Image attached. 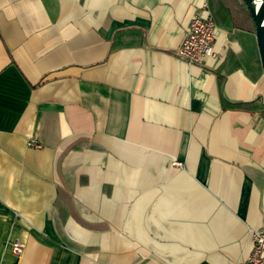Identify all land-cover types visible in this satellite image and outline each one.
<instances>
[{"label":"crops","instance_id":"crops-1","mask_svg":"<svg viewBox=\"0 0 264 264\" xmlns=\"http://www.w3.org/2000/svg\"><path fill=\"white\" fill-rule=\"evenodd\" d=\"M204 1L216 56L189 63ZM262 226L244 0H0V264H245Z\"/></svg>","mask_w":264,"mask_h":264},{"label":"built area","instance_id":"built-area-1","mask_svg":"<svg viewBox=\"0 0 264 264\" xmlns=\"http://www.w3.org/2000/svg\"><path fill=\"white\" fill-rule=\"evenodd\" d=\"M201 8L203 13H197L191 17L185 36L175 53L177 58L195 64L202 63L206 57L216 56L213 42L218 27L206 1L201 4ZM28 146L38 148L40 144L30 140ZM172 163L181 165L178 161ZM248 240L250 249L245 264H264V226L250 229ZM23 248L24 244L18 240L10 242V250L14 255H19Z\"/></svg>","mask_w":264,"mask_h":264},{"label":"water","instance_id":"water-1","mask_svg":"<svg viewBox=\"0 0 264 264\" xmlns=\"http://www.w3.org/2000/svg\"><path fill=\"white\" fill-rule=\"evenodd\" d=\"M255 25V37L264 69V0H244Z\"/></svg>","mask_w":264,"mask_h":264}]
</instances>
